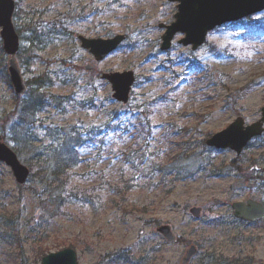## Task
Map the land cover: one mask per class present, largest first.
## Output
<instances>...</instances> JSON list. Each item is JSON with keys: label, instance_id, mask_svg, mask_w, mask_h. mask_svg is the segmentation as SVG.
I'll use <instances>...</instances> for the list:
<instances>
[{"label": "rangeland", "instance_id": "1", "mask_svg": "<svg viewBox=\"0 0 264 264\" xmlns=\"http://www.w3.org/2000/svg\"><path fill=\"white\" fill-rule=\"evenodd\" d=\"M16 1L25 84L38 75L51 84L26 133L37 148L72 128L89 140L77 148L76 198L63 208L0 162V264H41L44 252L68 247L79 264H183L191 245L198 252L188 264H264V219L242 220L232 207L247 198L264 205V133L239 154L206 143L239 116L245 125L262 117L264 11L216 28L196 50L181 32L163 50L161 24L175 20L178 2ZM121 33L125 41L100 61L79 40ZM8 58L0 28V134L13 148L19 98ZM124 71L136 76L126 104L102 78ZM162 224L175 242L157 231Z\"/></svg>", "mask_w": 264, "mask_h": 264}, {"label": "water", "instance_id": "2", "mask_svg": "<svg viewBox=\"0 0 264 264\" xmlns=\"http://www.w3.org/2000/svg\"><path fill=\"white\" fill-rule=\"evenodd\" d=\"M178 2V11L175 20L169 24H161L166 30L162 36L161 48L167 50L171 47L173 39L178 32L185 36L180 40L184 45H191L193 50L203 45L207 35L216 27L227 22L236 21L246 16L264 10V0H171ZM16 8L15 0H0V28L3 46L8 59V73L14 92L17 96L25 94L27 87L22 70L18 64L16 53L20 48V36L13 23V14ZM81 45L89 49L95 58L100 61L115 51L126 39L125 34H117L110 38H88L79 36ZM87 70L93 66L86 65ZM103 79H107L113 88V96L122 103H127L132 87L136 81L133 71L103 73ZM264 132V107L262 117L258 121L245 125L242 117H237L224 130L215 133L207 139L209 146L217 148H231L241 153L249 141ZM0 161L11 167L19 184H25L30 176V169L25 165L17 153L5 142L0 140ZM234 214L242 219L257 221L264 218V205L259 201L248 198L246 201L233 203ZM202 209L194 207L191 212L200 217ZM157 230L164 235L168 242H174L177 236L168 224L158 226ZM197 248L191 245L182 259L187 264L196 254ZM41 264H79L77 252L71 248H65L57 252H50L41 259Z\"/></svg>", "mask_w": 264, "mask_h": 264}, {"label": "trees", "instance_id": "3", "mask_svg": "<svg viewBox=\"0 0 264 264\" xmlns=\"http://www.w3.org/2000/svg\"><path fill=\"white\" fill-rule=\"evenodd\" d=\"M27 84L29 85L27 96L18 97L19 101L14 110L17 117L11 121V137L14 133V139L17 141V146L13 147V150L19 157L26 158V165L31 171L30 178L39 183L47 193V199L51 200L57 209L63 208L72 205L76 198L77 187L73 183L75 177L73 170L80 161L77 148L89 139H84L78 128H72L54 147L51 146L50 149L35 147V142L26 133V126L33 124L37 114L46 107L48 97L44 93L51 84L45 75L32 76L27 80ZM53 101L61 107V101L59 102L56 97H53ZM91 134L89 131L90 140L94 138ZM6 137L0 134V140L7 139ZM45 254L44 252L42 255Z\"/></svg>", "mask_w": 264, "mask_h": 264}]
</instances>
